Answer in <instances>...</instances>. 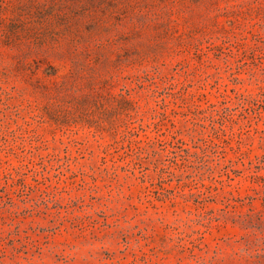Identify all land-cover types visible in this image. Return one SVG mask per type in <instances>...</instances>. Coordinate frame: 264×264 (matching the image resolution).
Here are the masks:
<instances>
[{"label":"rangeland","instance_id":"374dc122","mask_svg":"<svg viewBox=\"0 0 264 264\" xmlns=\"http://www.w3.org/2000/svg\"><path fill=\"white\" fill-rule=\"evenodd\" d=\"M0 264H264V0H0Z\"/></svg>","mask_w":264,"mask_h":264}]
</instances>
